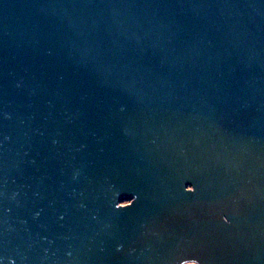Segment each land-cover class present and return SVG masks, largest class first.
Wrapping results in <instances>:
<instances>
[{
  "label": "water",
  "instance_id": "1",
  "mask_svg": "<svg viewBox=\"0 0 264 264\" xmlns=\"http://www.w3.org/2000/svg\"><path fill=\"white\" fill-rule=\"evenodd\" d=\"M194 260L264 264V0H0V264Z\"/></svg>",
  "mask_w": 264,
  "mask_h": 264
},
{
  "label": "clouds",
  "instance_id": "2",
  "mask_svg": "<svg viewBox=\"0 0 264 264\" xmlns=\"http://www.w3.org/2000/svg\"><path fill=\"white\" fill-rule=\"evenodd\" d=\"M185 191L186 192H189V193H192V192H194L195 191V188L194 187H191V186H189V187H187L186 189H185ZM225 222H227V220L225 219ZM195 261V260H194ZM196 262V261H195ZM196 264H197V262H196Z\"/></svg>",
  "mask_w": 264,
  "mask_h": 264
},
{
  "label": "flooded vegetation",
  "instance_id": "3",
  "mask_svg": "<svg viewBox=\"0 0 264 264\" xmlns=\"http://www.w3.org/2000/svg\"><path fill=\"white\" fill-rule=\"evenodd\" d=\"M189 187V186H188ZM129 202H127V201H124V202H122V203H119L118 205H125V204H128Z\"/></svg>",
  "mask_w": 264,
  "mask_h": 264
},
{
  "label": "rangeland",
  "instance_id": "4",
  "mask_svg": "<svg viewBox=\"0 0 264 264\" xmlns=\"http://www.w3.org/2000/svg\"><path fill=\"white\" fill-rule=\"evenodd\" d=\"M184 264H196V263L193 262V261H189V262H186V263H184Z\"/></svg>",
  "mask_w": 264,
  "mask_h": 264
}]
</instances>
